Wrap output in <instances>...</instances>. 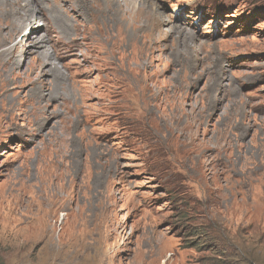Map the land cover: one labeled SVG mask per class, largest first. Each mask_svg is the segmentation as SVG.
<instances>
[{"label": "rangeland", "instance_id": "rangeland-1", "mask_svg": "<svg viewBox=\"0 0 264 264\" xmlns=\"http://www.w3.org/2000/svg\"><path fill=\"white\" fill-rule=\"evenodd\" d=\"M125 6L124 53L55 58L63 84L0 59V264H264V0Z\"/></svg>", "mask_w": 264, "mask_h": 264}, {"label": "bare ground", "instance_id": "bare-ground-1", "mask_svg": "<svg viewBox=\"0 0 264 264\" xmlns=\"http://www.w3.org/2000/svg\"><path fill=\"white\" fill-rule=\"evenodd\" d=\"M128 1L98 0L96 5H90L88 0H0V59L4 64L19 66L27 57L34 56L36 68L42 70L45 65H51L56 77L61 76L59 79L63 84L55 58L62 60L65 54H75L83 44L94 40L109 44L108 49L114 58L124 53L128 44L125 22ZM87 7L89 16L85 12ZM89 17L90 22L86 19ZM143 56L147 62L148 54L144 52ZM139 73L131 83L135 91L143 93L147 89V76L141 70ZM119 75L121 78L129 76L123 65L119 68ZM39 89L37 96L41 99L43 88ZM151 101V95L145 97L144 109L153 116ZM15 110L12 106L8 110L9 116L16 118ZM3 128L4 123H1L0 136ZM176 129L179 128L173 130Z\"/></svg>", "mask_w": 264, "mask_h": 264}, {"label": "trees", "instance_id": "trees-1", "mask_svg": "<svg viewBox=\"0 0 264 264\" xmlns=\"http://www.w3.org/2000/svg\"><path fill=\"white\" fill-rule=\"evenodd\" d=\"M222 231H225V230L222 228L221 225H214V226H211L210 228L206 227V230L201 231L200 234L204 236L209 243H211L210 245L211 247L216 248L217 250L216 253L221 252L222 254H225L226 253V251H224L225 249L219 250L222 246L216 242V239H219L220 237H224ZM240 252H241L240 257L235 259L234 262L225 261L223 264H257L258 255L255 254V252L252 253L250 251L249 253H246L245 251H242V250Z\"/></svg>", "mask_w": 264, "mask_h": 264}]
</instances>
